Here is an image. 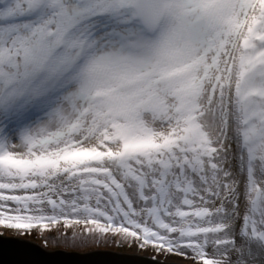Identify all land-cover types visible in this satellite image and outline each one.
<instances>
[{
    "label": "snow or ice",
    "instance_id": "6c2138e0",
    "mask_svg": "<svg viewBox=\"0 0 264 264\" xmlns=\"http://www.w3.org/2000/svg\"><path fill=\"white\" fill-rule=\"evenodd\" d=\"M15 15L12 26L0 19V228L23 236L63 224L73 244L256 264L248 250L264 255V0H17ZM177 34L201 52L218 39L212 59L218 67L224 57L227 75L203 93L206 64L191 86L206 106L182 117L163 57L180 62L183 50L165 48L139 68L156 101L139 110L147 131L121 136L106 106L116 84L98 71L121 41ZM56 89L45 119L13 138L3 120L15 103Z\"/></svg>",
    "mask_w": 264,
    "mask_h": 264
},
{
    "label": "rangeland",
    "instance_id": "374dc122",
    "mask_svg": "<svg viewBox=\"0 0 264 264\" xmlns=\"http://www.w3.org/2000/svg\"><path fill=\"white\" fill-rule=\"evenodd\" d=\"M17 8V0H0V19H5L10 26L18 23L15 15ZM101 24L107 23L106 21H100ZM166 48L180 47L183 50V58L180 62L173 61V76L166 78V82L169 86L170 93L177 97L176 108L180 112L182 117H191L195 115V110L198 105L206 106V96L192 95L193 78L197 75L203 76L205 72V65H213L207 69L208 78L204 79V87L202 92L208 93L209 86L216 82L217 76L222 79L227 73L223 71L226 67V63L223 56L219 58L218 67L214 64L212 57L223 51L221 42L212 38L207 42V48L204 51H199V48L192 44L188 40H178L175 44L168 36L165 38ZM122 47L115 49V55L112 61L118 64H123V68L118 75L115 68L111 65L107 68L110 76L106 80L118 82H125L127 84L137 83L135 90L128 92L127 96L122 97V103H106L112 112V119L117 122L118 133L126 138H133L134 136L147 131V127L144 122L138 119L139 110L147 106H155L156 101L152 95L148 93L147 78L139 74V68L143 62L149 58L156 56V46L149 41L147 35H137L135 39L124 40L120 42ZM200 47H203L202 45ZM237 52L239 49L236 50ZM235 54V53H233ZM189 55V57H187ZM189 70H192V74H186ZM199 70V71H197ZM184 76V78H183ZM142 78V81L138 80ZM196 84L200 81L196 80ZM135 92V93H134ZM110 92L109 94H111ZM59 90H53L47 96L40 100H34L29 102L27 99L19 100L12 108L11 114L6 116L3 120L8 126V132L15 138L16 134L21 130L28 129L34 125L40 123L45 119V114L48 109L53 106V101L58 96ZM124 116V124H119L116 120L118 116ZM187 210V208H185ZM239 224V222H238ZM51 230H44L34 228L30 233L20 236L13 231L3 230L0 228V233L3 236L11 238H18L22 240H28L42 246L48 251H67L77 253H88L94 251H113L122 254L137 255L142 257H148L161 261L164 263L174 264H191L189 259L178 258L174 256H154L150 249L139 250L134 247H128L120 245L118 242L109 240L104 243H89L85 245L73 244L67 238L61 234L67 231V236L71 237L73 229H65L61 224L58 227L50 226ZM79 231V229H76ZM46 237V238H43ZM249 258H255L256 264H264V255L261 254L258 248H250L248 250Z\"/></svg>",
    "mask_w": 264,
    "mask_h": 264
},
{
    "label": "water",
    "instance_id": "95a60500",
    "mask_svg": "<svg viewBox=\"0 0 264 264\" xmlns=\"http://www.w3.org/2000/svg\"><path fill=\"white\" fill-rule=\"evenodd\" d=\"M174 264L113 251H48L37 243L0 235V264Z\"/></svg>",
    "mask_w": 264,
    "mask_h": 264
},
{
    "label": "bare ground",
    "instance_id": "6f19581e",
    "mask_svg": "<svg viewBox=\"0 0 264 264\" xmlns=\"http://www.w3.org/2000/svg\"><path fill=\"white\" fill-rule=\"evenodd\" d=\"M166 37H167V35H160V36L155 37V38L148 36L149 41L152 44H155V46H156V56L157 55H161L162 52L165 50V48H166L165 47V43H166L165 38ZM180 38H181L180 35L177 34V35L171 37V41L175 44L178 40H180ZM187 57H189V55ZM163 58L166 61H168L169 63H171L172 65H173V61L176 62L172 57L165 56ZM111 65L115 68L117 75H118V72H120L122 70V68H123V64H118V63H115L114 61H111L110 63L107 64V66L102 67L98 71L97 75L102 77V78H104V79L109 77L110 73L107 70V68L109 66H111ZM186 74L191 75L192 74V70H189ZM183 78H184V76H183ZM138 81L141 82L142 78H140ZM115 84H116V88H115L114 91H112L111 94H109V100H108L110 103H113V104H116V103H120L121 104L122 101H123L121 98L124 97V96H127L128 92H132L133 90H135L136 85H137V83L127 84L125 82H118V83H115ZM124 135H126V134H123V136Z\"/></svg>",
    "mask_w": 264,
    "mask_h": 264
},
{
    "label": "trees",
    "instance_id": "16d2710c",
    "mask_svg": "<svg viewBox=\"0 0 264 264\" xmlns=\"http://www.w3.org/2000/svg\"><path fill=\"white\" fill-rule=\"evenodd\" d=\"M32 233V232H31ZM6 237H8V236H6ZM43 238H46V237H43Z\"/></svg>",
    "mask_w": 264,
    "mask_h": 264
}]
</instances>
